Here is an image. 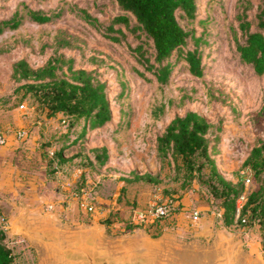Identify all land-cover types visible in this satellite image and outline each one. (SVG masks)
Segmentation results:
<instances>
[{
	"label": "rangeland",
	"instance_id": "rangeland-1",
	"mask_svg": "<svg viewBox=\"0 0 264 264\" xmlns=\"http://www.w3.org/2000/svg\"><path fill=\"white\" fill-rule=\"evenodd\" d=\"M261 1L251 0L253 7L249 10L250 17L255 16ZM198 2V17L190 22L181 19V22L187 28L194 27L199 32L205 27L199 23V17L205 18L208 15L210 18L206 24L210 31V42L203 45L206 73L197 77L179 62L172 72L171 80L164 86H159L151 71H146V75L139 72L144 71V67L125 42L128 40L133 46L137 44L138 39L134 34L129 33L127 38L121 36L120 41L114 40L105 35L104 29L96 28L78 12L79 6L87 7L107 24L121 12L116 0H0V19L11 16L24 4L51 11L61 9V13L48 23H38L26 18L18 28L8 29L0 35V89L10 88V95L14 96L16 105L21 103L24 99L23 91H13L17 84L11 77L13 62L25 57L34 66L43 65L54 53L57 37L61 36L59 31L63 30L65 35L72 39V45L60 47L58 51L64 52L68 57H74L77 68L96 69L99 77L107 82L113 119L98 128L95 138L100 146L110 147L111 159L100 177H116L117 180L131 178L136 181L135 184L141 185L150 193V200L163 201L173 198L177 201L178 205L174 206L168 217L144 222L136 229L144 228L157 235L164 225L176 222V214L180 211H184L188 218L191 209L199 208L202 212L200 220L202 216L212 214L213 228L228 231L227 233L232 235L231 239L238 242L245 253L244 258L250 262L257 258L261 260L264 259V235L260 225H224L219 214L220 199L209 193L206 184L198 178L189 189L184 190L173 162L163 160L157 150V135L163 132L170 120L187 110H196L210 122L220 126V131H217L215 126V130L210 134L212 142L215 143L214 157L219 170L227 178L239 180L243 178L241 170L246 169L251 174V181L248 184L245 180L244 182L248 191L253 187L252 170L245 167L243 161L257 139L264 138V75L254 74L248 65L239 62L234 53L235 45L230 27L237 24V0ZM27 101L37 102L29 95ZM155 103L165 104V113L159 118L151 114ZM74 131L76 134L83 131V119L75 125ZM93 131H87L88 136L94 133ZM69 138L71 140L73 136ZM62 140L60 137L42 140L41 147L43 150H47V147L57 150L63 142H71ZM86 146L89 147L88 144ZM79 150L81 148L69 151L66 155L71 156ZM42 152L44 173L49 177L58 174L55 172L57 167L70 174L72 165L76 167L78 164L86 166L92 177L101 174V168H91L85 157L86 150L74 157L75 159L71 158L68 168L67 162L58 165L53 160L52 152ZM145 172L157 174L161 182L155 185L139 181L136 173ZM204 172L207 173L208 168H205ZM87 179V174L79 175L74 188L82 191V187L87 186ZM181 196L189 200L190 208H182ZM23 203V198L0 196V211L9 217L10 209L13 207L11 212L17 214L21 211ZM79 209L80 219L86 223L91 222V215L84 214L81 208ZM10 222L12 224L11 218ZM10 222H7V225ZM24 224L20 222L19 227H5V241L13 248L17 264H44L42 249L21 233ZM106 231L109 234L108 230ZM175 241L179 249L193 248L187 246L191 244L190 240Z\"/></svg>",
	"mask_w": 264,
	"mask_h": 264
},
{
	"label": "trees",
	"instance_id": "trees-1",
	"mask_svg": "<svg viewBox=\"0 0 264 264\" xmlns=\"http://www.w3.org/2000/svg\"><path fill=\"white\" fill-rule=\"evenodd\" d=\"M116 1L121 12L107 24L87 7L79 6L78 12L96 28L104 29L105 35L114 40L120 41L121 36L127 38L129 33L134 34L137 44L133 46L128 40L125 42L144 67V71H139L141 75L151 71L158 85L164 86L171 80L179 62L191 74L197 77L205 75L203 45L210 42V31L206 27L210 18L208 15L199 17V23L205 26L199 32L181 22V19L190 22L198 17V0ZM236 7L237 24L230 27L234 53L239 62L248 65L254 74L264 75V0L258 4L254 17L249 14L253 7L251 0H237ZM60 13L61 9L51 11L24 4L11 16L0 19V35L8 29L18 28L26 18L48 23ZM59 32L61 36L57 37L55 51L43 65L34 66L25 57L13 62L11 77L17 83L13 91H23L24 97L32 96L39 107L47 109L49 116L64 112L72 118L71 124L85 120L86 130L82 135L53 150V160L58 165L86 150L85 157L91 168H103L111 159L110 148L107 145L87 147L85 134L113 119L107 82L99 77L96 69L77 68L74 57L58 51L60 47L72 45V39L63 30ZM164 113V103L153 105L151 114L155 118ZM215 126L220 131V126L196 110L177 114L157 135L158 154L163 160L173 162L184 190L189 189L198 178L206 184L209 193L220 199V217L224 225L259 224L264 235V138L257 139L243 161V165L252 170L253 187L239 210L238 199L246 190V184L243 178L229 179L219 170L214 157L215 143L210 136ZM77 148L81 150L71 156L66 155ZM205 168H208L207 173ZM136 177L155 185L161 182L159 176L151 172L136 173ZM5 238L6 231L0 226V264H17L13 248Z\"/></svg>",
	"mask_w": 264,
	"mask_h": 264
},
{
	"label": "crops",
	"instance_id": "crops-1",
	"mask_svg": "<svg viewBox=\"0 0 264 264\" xmlns=\"http://www.w3.org/2000/svg\"><path fill=\"white\" fill-rule=\"evenodd\" d=\"M10 93V88L0 89V130L6 132L8 136V143L0 146V196L23 198L24 203L20 207L21 211L17 214L11 212L12 207L9 217L1 211L7 218V222H10V218L12 220V224L10 222L8 226L17 225L19 227L20 222L26 224L49 219L60 225L65 224L72 227L101 226L105 231L108 230L109 234L107 231L106 234L113 238H127L141 233L155 235L144 228L137 230L139 225L132 221L137 210L157 201L150 200V193L141 185L135 184V180L131 178L117 180L116 177L102 179L100 176L106 167L101 168L100 175L92 177L89 169L81 164L76 167L72 165V168L69 169L71 170L70 174L64 173L58 167L55 170L57 175L49 177L47 173L45 174V165L41 154L42 151L53 152L54 147H47V150H43L42 140L60 137L68 141L69 137L73 136L70 140L72 141L86 130L85 120L83 119V131L76 134L74 127L82 119L71 124L72 118L64 112L49 116L47 109L39 107L37 102L27 101L28 95L16 105L14 96H11ZM21 128L29 129V135L23 140L18 139L16 135ZM91 130H94V133L89 136L88 132L86 133L88 136L86 145L88 144L89 147L100 146L101 144L95 138L98 129ZM71 161L67 160V168ZM82 174L88 176L87 186L82 187V192L91 189L92 186L95 190L90 198L95 204V210L91 212L80 207L79 197L82 192L78 188H74L77 177ZM139 181L144 182L145 180L140 179ZM132 184L135 185L131 186ZM180 203L183 205V209L191 207L189 200H185V197L180 199ZM79 208L84 214L91 215V222L86 223L80 219ZM176 215V222L164 225L161 232L159 231L160 233L155 236L163 235L173 241L190 240L191 244L187 246L198 245L204 248L217 243L224 234L232 237L230 233H227L228 231L225 232L222 228L216 230L213 228L211 225L212 214L202 216L196 227L190 226V217L186 218L184 211H180ZM17 226L16 229H18Z\"/></svg>",
	"mask_w": 264,
	"mask_h": 264
},
{
	"label": "water",
	"instance_id": "water-1",
	"mask_svg": "<svg viewBox=\"0 0 264 264\" xmlns=\"http://www.w3.org/2000/svg\"><path fill=\"white\" fill-rule=\"evenodd\" d=\"M21 229L42 249L44 264H264V259L244 258L238 242L227 234L210 247L179 249L163 235L113 238L101 226H63L49 219L26 223Z\"/></svg>",
	"mask_w": 264,
	"mask_h": 264
},
{
	"label": "built area",
	"instance_id": "built-area-1",
	"mask_svg": "<svg viewBox=\"0 0 264 264\" xmlns=\"http://www.w3.org/2000/svg\"><path fill=\"white\" fill-rule=\"evenodd\" d=\"M25 109L24 105H21ZM18 139L23 140L27 138L29 135V129L28 128H21L16 133ZM8 143V136L6 132L0 130V146L5 145ZM242 177L246 181V184L250 183L251 181V174L247 172L246 169L241 170ZM93 187L89 190H83L82 194L79 197V205L84 210L91 212L95 210V204L90 200L92 198V191ZM91 193V195H90ZM248 189L246 187V190L243 192V194L238 199V209L240 210L242 204L244 203L246 197H247ZM177 201L173 198H167L163 201H154L149 206L137 210L136 213L133 215L132 221H135V223L142 224L144 222L148 221H156L161 220L163 218L168 217L174 209V206H176ZM178 205V204H177ZM51 207L50 205L48 206ZM221 215V212H219ZM202 212L199 208H193L191 209V215H190V226L196 227L197 223L200 221ZM0 226L2 228L8 227L7 225V218L5 215L0 211Z\"/></svg>",
	"mask_w": 264,
	"mask_h": 264
}]
</instances>
